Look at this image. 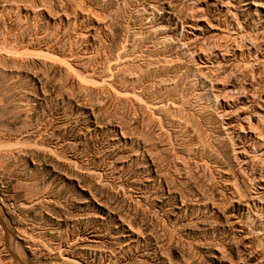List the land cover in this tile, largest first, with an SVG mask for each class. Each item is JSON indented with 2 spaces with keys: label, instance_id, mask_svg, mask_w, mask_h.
<instances>
[{
  "label": "rangeland",
  "instance_id": "rangeland-1",
  "mask_svg": "<svg viewBox=\"0 0 264 264\" xmlns=\"http://www.w3.org/2000/svg\"><path fill=\"white\" fill-rule=\"evenodd\" d=\"M0 264H264V0H0Z\"/></svg>",
  "mask_w": 264,
  "mask_h": 264
},
{
  "label": "bare ground",
  "instance_id": "bare-ground-1",
  "mask_svg": "<svg viewBox=\"0 0 264 264\" xmlns=\"http://www.w3.org/2000/svg\"><path fill=\"white\" fill-rule=\"evenodd\" d=\"M16 241V240H15Z\"/></svg>",
  "mask_w": 264,
  "mask_h": 264
}]
</instances>
